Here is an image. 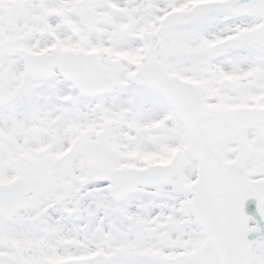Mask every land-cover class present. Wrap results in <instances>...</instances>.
I'll return each instance as SVG.
<instances>
[{
	"label": "snow or ice",
	"instance_id": "1",
	"mask_svg": "<svg viewBox=\"0 0 264 264\" xmlns=\"http://www.w3.org/2000/svg\"><path fill=\"white\" fill-rule=\"evenodd\" d=\"M0 264H264V0H0Z\"/></svg>",
	"mask_w": 264,
	"mask_h": 264
}]
</instances>
